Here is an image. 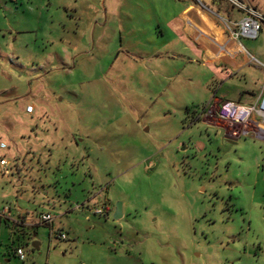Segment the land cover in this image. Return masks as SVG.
Masks as SVG:
<instances>
[{"label":"rangeland","instance_id":"1","mask_svg":"<svg viewBox=\"0 0 264 264\" xmlns=\"http://www.w3.org/2000/svg\"><path fill=\"white\" fill-rule=\"evenodd\" d=\"M189 1L0 0V264H264V144L216 118L217 77L169 25Z\"/></svg>","mask_w":264,"mask_h":264},{"label":"crops","instance_id":"2","mask_svg":"<svg viewBox=\"0 0 264 264\" xmlns=\"http://www.w3.org/2000/svg\"><path fill=\"white\" fill-rule=\"evenodd\" d=\"M174 1V6H179V3L185 4V0ZM219 1L190 0L185 5L186 7L178 13L176 20L172 24L169 23V25L173 33L179 35L187 42L194 56H201L202 63L207 67L209 73L217 77L218 94L216 97L218 98L216 102L222 99L223 103L253 106L260 99L264 90V84L260 91L256 93L253 87L249 83H246L248 76L246 67L258 68L264 66V28L257 39L254 40L256 42L255 45L249 48H245L242 45L241 39L238 41L231 40L225 25L237 23L243 18L244 13L239 11L241 18L238 21H233L230 12L227 9H223ZM246 6L259 12L255 6ZM220 12L223 13V16ZM259 13L264 15V13ZM213 26L219 28L228 40L223 47L219 46L211 38ZM204 29L207 30V34L204 33ZM214 55H218L219 57L215 59ZM2 119L4 124L10 127L13 115L7 114ZM250 134L254 136V141L264 144V126L262 127L258 118L254 119L249 125L242 127L240 137L233 138L232 140L237 141L239 138H246ZM1 146L4 145L0 144V149H4ZM111 213L112 211L108 214ZM22 217H20L21 221L24 220ZM122 217H124L123 211ZM29 223V221L24 220L22 223L23 227Z\"/></svg>","mask_w":264,"mask_h":264},{"label":"built area","instance_id":"3","mask_svg":"<svg viewBox=\"0 0 264 264\" xmlns=\"http://www.w3.org/2000/svg\"><path fill=\"white\" fill-rule=\"evenodd\" d=\"M230 5L238 11L244 13L243 18L235 24L225 25L226 30L229 33V37L233 41H238L240 39H246L254 41L259 36L260 32L264 28V15L255 11L254 9L247 7L238 0H225ZM34 107L31 105L26 106L25 113L27 115L33 114ZM216 118L224 123L233 124L235 126L245 127L253 122L254 119L258 118L259 123L264 126V90L257 104L254 106H242L234 103H223L219 105L217 111L215 112ZM4 148V146H1ZM0 174L4 177L9 176V162L6 159H0ZM6 210L2 212L5 215ZM94 213L97 215L107 214V209H96ZM52 218L50 215H41L40 224L41 225H51ZM57 238L64 240L65 236L63 234H57ZM16 256L21 261L25 260V256L20 249L16 251Z\"/></svg>","mask_w":264,"mask_h":264},{"label":"water","instance_id":"4","mask_svg":"<svg viewBox=\"0 0 264 264\" xmlns=\"http://www.w3.org/2000/svg\"><path fill=\"white\" fill-rule=\"evenodd\" d=\"M121 218H122V205L120 203H117L113 213V220L118 221ZM32 249L37 251L39 249V244L33 243Z\"/></svg>","mask_w":264,"mask_h":264},{"label":"trees","instance_id":"5","mask_svg":"<svg viewBox=\"0 0 264 264\" xmlns=\"http://www.w3.org/2000/svg\"><path fill=\"white\" fill-rule=\"evenodd\" d=\"M18 249H16V251H17ZM15 254H16V252H15Z\"/></svg>","mask_w":264,"mask_h":264},{"label":"bare ground","instance_id":"6","mask_svg":"<svg viewBox=\"0 0 264 264\" xmlns=\"http://www.w3.org/2000/svg\"><path fill=\"white\" fill-rule=\"evenodd\" d=\"M263 127V126H262Z\"/></svg>","mask_w":264,"mask_h":264}]
</instances>
